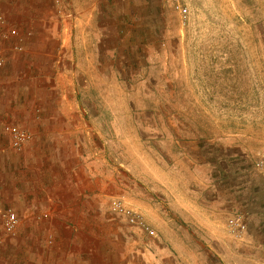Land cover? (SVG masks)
<instances>
[{
	"label": "rangeland",
	"instance_id": "374dc122",
	"mask_svg": "<svg viewBox=\"0 0 264 264\" xmlns=\"http://www.w3.org/2000/svg\"><path fill=\"white\" fill-rule=\"evenodd\" d=\"M54 1L60 12L77 8L76 0ZM186 1L185 23L172 0L93 2L96 30L102 19L113 30L96 37L118 45L95 75L81 63V83L94 88L82 103L96 108V170H110L102 177L118 191L101 198L98 212L126 222L110 209L120 198L155 218L186 264H264V216L253 224L246 213L250 195L264 206V167L256 165L264 152V0ZM1 147L15 152L7 140ZM224 173L232 176L226 184ZM229 181L245 193L230 196ZM239 212L247 228L236 238L226 223Z\"/></svg>",
	"mask_w": 264,
	"mask_h": 264
},
{
	"label": "crops",
	"instance_id": "0c3cea01",
	"mask_svg": "<svg viewBox=\"0 0 264 264\" xmlns=\"http://www.w3.org/2000/svg\"><path fill=\"white\" fill-rule=\"evenodd\" d=\"M96 1L104 0H76L73 13L60 12L54 0H0V146L7 122L33 134L22 152L0 154V208L12 206L22 218L17 235L0 233L7 237L0 261L7 255L10 264H186L160 238L155 218L144 215L153 235L137 226L135 234L129 223L98 212L101 198L118 191L102 177L110 170H96L97 133L91 122L96 108L82 103L83 92L94 88L85 90L81 83V63L95 75L97 66L106 64L107 51L118 45L96 37L97 30L113 34L104 19L96 30ZM220 176L225 184L232 179L227 173ZM227 185L232 197L247 188L232 181ZM251 197L246 213L253 222L264 216V206ZM138 206L147 209L151 203ZM35 213L46 215L38 219ZM236 214L226 227L240 238L247 221L239 212L245 228L233 227Z\"/></svg>",
	"mask_w": 264,
	"mask_h": 264
},
{
	"label": "built area",
	"instance_id": "2783aa9c",
	"mask_svg": "<svg viewBox=\"0 0 264 264\" xmlns=\"http://www.w3.org/2000/svg\"><path fill=\"white\" fill-rule=\"evenodd\" d=\"M172 5L174 9L180 15L181 20L185 23L188 18L189 7L186 0H172ZM3 64V59L0 58V67ZM3 130L7 135L8 148L16 152H22L25 147L30 142L32 134L29 130L21 127L17 124L7 122L3 126ZM4 147L0 146V153H2ZM259 168L264 167V152L261 153L259 160L256 162ZM110 209L112 213L116 214L120 218L124 219L127 223L137 226L144 232L153 235L154 230L150 224L146 221L144 216L135 210L134 208L128 206L120 198H115L110 203ZM46 215V214H45ZM44 213H37L36 217L38 219L44 218ZM22 224V218L18 212L11 206H6L0 208V226L6 236H15L20 230ZM233 227L242 230L245 228L244 216L243 214H236L234 218Z\"/></svg>",
	"mask_w": 264,
	"mask_h": 264
},
{
	"label": "trees",
	"instance_id": "16d2710c",
	"mask_svg": "<svg viewBox=\"0 0 264 264\" xmlns=\"http://www.w3.org/2000/svg\"><path fill=\"white\" fill-rule=\"evenodd\" d=\"M235 160H237V158H235ZM242 171L244 172V176L245 178L250 181L249 179V170L248 168H243ZM250 174H251V178L254 179V177L252 176V171H250Z\"/></svg>",
	"mask_w": 264,
	"mask_h": 264
}]
</instances>
